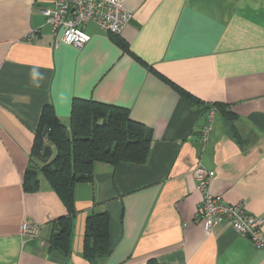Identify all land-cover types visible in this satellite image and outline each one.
<instances>
[{
	"label": "crops",
	"instance_id": "crops-1",
	"mask_svg": "<svg viewBox=\"0 0 264 264\" xmlns=\"http://www.w3.org/2000/svg\"><path fill=\"white\" fill-rule=\"evenodd\" d=\"M123 4L132 19L119 34L88 24L90 41L75 49L54 47L36 0H0V264H264V250L229 224L204 231L192 176L202 166L214 175L212 193L264 218V0ZM30 31L37 37L27 42ZM73 99L126 109L151 143L142 165L97 162L92 179L75 185L66 256L49 247L66 208L41 175L36 192L22 181L43 106L68 127ZM101 212L112 253L88 262L85 221ZM24 221L39 225L36 237L21 232Z\"/></svg>",
	"mask_w": 264,
	"mask_h": 264
},
{
	"label": "trees",
	"instance_id": "trees-1",
	"mask_svg": "<svg viewBox=\"0 0 264 264\" xmlns=\"http://www.w3.org/2000/svg\"><path fill=\"white\" fill-rule=\"evenodd\" d=\"M146 68L170 85L182 99L194 100L151 67ZM216 109L218 111L219 106ZM150 143V132L133 121L126 109L92 100L73 99L66 127L49 104L43 106L22 187L26 193L36 192L38 176L41 175L66 208L67 215L54 221L56 231L49 239L50 250L66 256L69 254L76 215L74 187L92 179L94 164L101 162L113 167L121 163L142 165L148 156ZM111 253L108 214H90L85 221L82 257L94 262L107 258ZM146 264L158 263L150 259Z\"/></svg>",
	"mask_w": 264,
	"mask_h": 264
},
{
	"label": "built area",
	"instance_id": "built-area-1",
	"mask_svg": "<svg viewBox=\"0 0 264 264\" xmlns=\"http://www.w3.org/2000/svg\"><path fill=\"white\" fill-rule=\"evenodd\" d=\"M43 5L39 12L44 17L53 38L54 47L59 44L81 49L91 36L88 24L95 25L107 34H119L131 21L132 13L124 6L123 0H36ZM37 31H30L25 40L36 39ZM217 110L210 107L207 112L208 125L202 131V142L206 143L212 130ZM196 191L200 195L195 219L205 232H212L217 226L227 223L239 236L247 239L256 250H264V218L249 213L244 204H230L222 195L211 192L213 173L197 165L192 172ZM40 227L24 221L21 232L36 237Z\"/></svg>",
	"mask_w": 264,
	"mask_h": 264
},
{
	"label": "rangeland",
	"instance_id": "rangeland-1",
	"mask_svg": "<svg viewBox=\"0 0 264 264\" xmlns=\"http://www.w3.org/2000/svg\"><path fill=\"white\" fill-rule=\"evenodd\" d=\"M42 6L43 4L42 3H39V6ZM89 32H90V27H88V29H87Z\"/></svg>",
	"mask_w": 264,
	"mask_h": 264
}]
</instances>
